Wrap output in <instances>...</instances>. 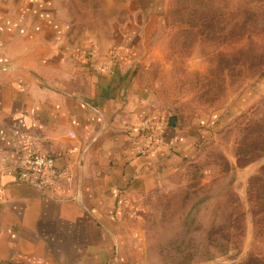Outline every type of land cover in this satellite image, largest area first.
Wrapping results in <instances>:
<instances>
[{"label": "rangeland", "instance_id": "obj_1", "mask_svg": "<svg viewBox=\"0 0 264 264\" xmlns=\"http://www.w3.org/2000/svg\"><path fill=\"white\" fill-rule=\"evenodd\" d=\"M47 1L71 37L136 61L151 83L162 118L141 126L144 150L162 119L172 130L158 185L123 209L138 264H264V206L249 193L264 192L251 188L264 168V0Z\"/></svg>", "mask_w": 264, "mask_h": 264}, {"label": "crops", "instance_id": "obj_2", "mask_svg": "<svg viewBox=\"0 0 264 264\" xmlns=\"http://www.w3.org/2000/svg\"><path fill=\"white\" fill-rule=\"evenodd\" d=\"M67 25L53 1L0 0V264H138L123 209L158 185L172 130L144 150L151 83ZM29 146L54 159L42 190L16 179Z\"/></svg>", "mask_w": 264, "mask_h": 264}, {"label": "built area", "instance_id": "obj_3", "mask_svg": "<svg viewBox=\"0 0 264 264\" xmlns=\"http://www.w3.org/2000/svg\"><path fill=\"white\" fill-rule=\"evenodd\" d=\"M53 167L52 157L42 155L33 146H29L15 165L16 179L21 183L33 184L42 190V176L51 172Z\"/></svg>", "mask_w": 264, "mask_h": 264}, {"label": "trees", "instance_id": "obj_4", "mask_svg": "<svg viewBox=\"0 0 264 264\" xmlns=\"http://www.w3.org/2000/svg\"><path fill=\"white\" fill-rule=\"evenodd\" d=\"M256 183H264V168L261 169L259 176L254 178L253 181H251V188ZM249 193L251 195V198H253L257 204L261 202L264 206V192L262 194H259L256 191L249 190ZM262 211H264V209Z\"/></svg>", "mask_w": 264, "mask_h": 264}]
</instances>
